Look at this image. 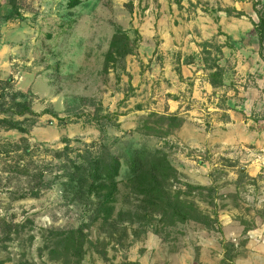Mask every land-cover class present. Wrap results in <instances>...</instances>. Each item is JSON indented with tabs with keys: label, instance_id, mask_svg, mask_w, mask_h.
<instances>
[{
	"label": "rangeland",
	"instance_id": "rangeland-1",
	"mask_svg": "<svg viewBox=\"0 0 264 264\" xmlns=\"http://www.w3.org/2000/svg\"><path fill=\"white\" fill-rule=\"evenodd\" d=\"M256 2L264 4L0 0V81L10 79L37 115L28 134L0 129V264H62L53 235L77 229L86 237L79 264H231L221 241L264 224V152L257 147L264 132V62L253 27ZM117 33L132 54L116 58L105 73ZM207 53L220 58L221 88L209 83ZM145 122L157 130L154 137L142 136ZM239 135L249 142L244 147L232 143ZM99 144L115 154L166 155L177 173L173 191L183 184L210 187L211 193L186 200L215 214L219 233L174 221L162 242L151 233L135 237V229L103 231L100 221L90 223L86 199L78 203L65 194L62 167L65 156L74 159ZM13 166L30 176H15ZM126 174L122 164L115 213L128 208Z\"/></svg>",
	"mask_w": 264,
	"mask_h": 264
},
{
	"label": "trees",
	"instance_id": "trees-1",
	"mask_svg": "<svg viewBox=\"0 0 264 264\" xmlns=\"http://www.w3.org/2000/svg\"><path fill=\"white\" fill-rule=\"evenodd\" d=\"M253 9L257 17V22L253 27L259 46L258 55L264 62V4L256 2ZM231 12L236 17L243 16L235 11L228 12L229 15H232ZM131 54L132 49L126 36L121 33L115 34L105 58L103 71L106 73L109 65L115 62L116 58L123 61ZM219 60H211L208 53L203 57L204 64H209L207 70L210 71L209 83L212 88H221L224 85L225 74L223 68L218 66ZM36 117L30 101L22 93L13 90L12 81L10 79L0 81V129L28 134L29 128L35 124L33 119ZM18 118H22V120H16ZM168 120L177 122L175 116H170ZM155 131L157 130L152 129L147 122L141 128L142 136L147 138L154 137ZM90 148L77 153L74 159H67L65 156L62 167L65 194H70L72 199L78 203H82L86 199L91 207L90 223L94 224L100 221L99 227L103 231H114L117 227H122V231L126 233L128 228L135 229L133 232L135 237L151 233L162 242L166 240L165 227L172 226L174 221L193 223L201 226L206 232L219 233L220 228H218L219 222L216 215L205 213L193 202L186 200L195 192L200 195L202 192L211 193V188L183 184L182 188L173 191L171 186L178 181L177 173L170 165L166 155L156 151L145 152L143 149L115 154L108 146L101 144ZM23 154L28 156L29 151L25 148ZM57 156L61 159L62 153H58ZM122 164L127 168L123 183L129 189V195L125 198L128 201L126 202L128 208H122L115 213V196L118 194L119 184L117 180ZM11 172L15 176H30L27 169L19 166H13ZM31 195L36 198L38 193L34 192ZM131 196L134 198L131 199ZM129 200L134 201L130 202ZM7 227L4 224V228ZM247 231L248 229H245L244 234ZM2 234L4 237L9 236V232L5 233V230H2ZM85 242L86 237L83 236L81 229L55 232L53 235L55 248L62 251V264H70L71 259H76L75 264H79V259L81 260L83 256ZM221 243L224 247L225 259L232 262L235 256H231V254L236 255L234 244L229 241H221ZM54 253L59 254L57 251L51 252V254ZM17 264L34 263L19 262ZM117 264L136 263L122 261Z\"/></svg>",
	"mask_w": 264,
	"mask_h": 264
},
{
	"label": "crops",
	"instance_id": "crops-1",
	"mask_svg": "<svg viewBox=\"0 0 264 264\" xmlns=\"http://www.w3.org/2000/svg\"><path fill=\"white\" fill-rule=\"evenodd\" d=\"M233 128L236 129V126ZM261 136V143L257 147L262 148L261 151L264 152V132L261 134ZM245 139L246 138L244 135H239L237 138H233L232 143L234 145L243 144L244 147V144L249 143L246 142ZM241 231L243 235L240 234L238 238H233L229 241L234 244L236 249L235 258L232 260L231 264H264V224H255V227L248 229L246 234H244V230L242 228ZM221 259L223 258L219 257L220 261Z\"/></svg>",
	"mask_w": 264,
	"mask_h": 264
},
{
	"label": "water",
	"instance_id": "water-1",
	"mask_svg": "<svg viewBox=\"0 0 264 264\" xmlns=\"http://www.w3.org/2000/svg\"><path fill=\"white\" fill-rule=\"evenodd\" d=\"M243 170H241V172H242Z\"/></svg>",
	"mask_w": 264,
	"mask_h": 264
}]
</instances>
